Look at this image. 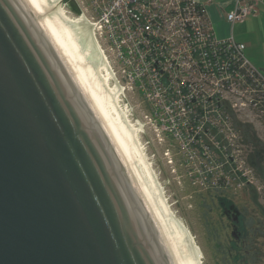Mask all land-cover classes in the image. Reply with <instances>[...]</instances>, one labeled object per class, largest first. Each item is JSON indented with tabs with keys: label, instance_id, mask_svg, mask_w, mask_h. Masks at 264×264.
Wrapping results in <instances>:
<instances>
[{
	"label": "water",
	"instance_id": "1",
	"mask_svg": "<svg viewBox=\"0 0 264 264\" xmlns=\"http://www.w3.org/2000/svg\"><path fill=\"white\" fill-rule=\"evenodd\" d=\"M0 264H175L104 118L27 0H0Z\"/></svg>",
	"mask_w": 264,
	"mask_h": 264
},
{
	"label": "built area",
	"instance_id": "2",
	"mask_svg": "<svg viewBox=\"0 0 264 264\" xmlns=\"http://www.w3.org/2000/svg\"><path fill=\"white\" fill-rule=\"evenodd\" d=\"M261 1L234 0L227 22L255 16ZM89 3L90 16H79L101 43L111 79L117 73L110 59L122 65L125 89L137 90L145 102L138 106L149 109L146 122L170 142L165 152H177L182 166L197 159L200 170L206 155L248 152L239 125L264 120V77L246 59L244 45L216 37L204 5L192 0ZM225 173L214 178L222 188L253 185L242 167Z\"/></svg>",
	"mask_w": 264,
	"mask_h": 264
},
{
	"label": "rangeland",
	"instance_id": "3",
	"mask_svg": "<svg viewBox=\"0 0 264 264\" xmlns=\"http://www.w3.org/2000/svg\"><path fill=\"white\" fill-rule=\"evenodd\" d=\"M77 1L79 5L83 3L81 8L74 0H55L59 10L66 17L68 16V19L84 22L96 51L104 59L101 43L97 41L91 26L79 16L80 13L90 16L92 10L89 0ZM192 1L206 7L217 38H226L231 31L235 37L241 33L252 38L255 34L252 39L255 42L253 58L255 60H259V56L264 58V28L250 26L251 17L245 19V24L237 22L232 26L227 22L225 17L231 11L232 0ZM102 43L103 47L107 45L106 42ZM110 60L116 67L117 75L108 82L109 86L112 89L115 87L119 89L117 104L124 113V117H127V123L130 129L134 130L137 138L136 144L145 161L150 165L158 186L160 200L163 201L168 212L171 225L186 233L187 242L196 253V264H264V163L262 171L256 172L250 166L248 159L246 160V152H240L241 155H237L236 152H213L215 154L213 157L209 158L208 155L203 157L201 164L204 169L202 167V170L199 169L201 166L196 162L197 159L188 163V166H182L179 156L176 155L177 152H165L167 148L171 149L170 142L161 139L146 122L145 115L149 109L138 106L145 103L139 98V92L125 89L126 79L119 71L122 65ZM254 67L264 73V63L261 66L255 64ZM101 74L105 75L103 71ZM122 88L125 89L126 97L119 95L122 93ZM250 124L264 142V120L254 119ZM233 166H237V169L242 167L253 185L245 188H238L235 185L222 188L217 181H214L218 173L222 174L223 171L226 176L225 171ZM222 205L234 207L244 220L245 230L242 229L241 240L244 236L246 239L244 244H239L243 247L242 250H230L228 246V240L233 238L236 228L232 230L231 222L222 218Z\"/></svg>",
	"mask_w": 264,
	"mask_h": 264
},
{
	"label": "bare ground",
	"instance_id": "4",
	"mask_svg": "<svg viewBox=\"0 0 264 264\" xmlns=\"http://www.w3.org/2000/svg\"><path fill=\"white\" fill-rule=\"evenodd\" d=\"M27 1L104 118L134 174L175 264H196V253L189 246L186 233L180 229L178 232L171 225L150 165L136 144L138 141L134 130L127 123V117H124L117 104L119 91L110 88L108 82L111 76L107 63L96 51L84 22L68 19L59 10L55 0ZM102 71L105 75L101 74Z\"/></svg>",
	"mask_w": 264,
	"mask_h": 264
},
{
	"label": "trees",
	"instance_id": "5",
	"mask_svg": "<svg viewBox=\"0 0 264 264\" xmlns=\"http://www.w3.org/2000/svg\"><path fill=\"white\" fill-rule=\"evenodd\" d=\"M197 4L202 5L199 3ZM260 74L264 77V73L260 72ZM239 126L242 130L244 142L248 145L246 160L248 159L250 166L254 168L256 172L262 171V165L264 163V142L258 137L251 124H240Z\"/></svg>",
	"mask_w": 264,
	"mask_h": 264
},
{
	"label": "crops",
	"instance_id": "6",
	"mask_svg": "<svg viewBox=\"0 0 264 264\" xmlns=\"http://www.w3.org/2000/svg\"><path fill=\"white\" fill-rule=\"evenodd\" d=\"M233 6H234V0H232V8H231V10H233ZM256 11H257V13H256L255 16L251 17V23L249 25L250 26H254V27L255 26H259L261 28H264V0H262L261 3L258 4V6L256 8ZM248 19H250V18H248ZM242 23L245 24V20H243ZM234 24H231V25L233 26ZM254 36H255V34H254ZM254 36L251 38V37H247L245 34L239 33V35L237 37H235L233 32L231 31V34L228 37L223 38V39L232 38L236 42L244 45L245 46L244 55H245L246 59L249 61V63L254 67L255 64L261 66V64L264 63V58H262L261 56H259V60H255L253 58V50L255 49V47H254L255 46V42L252 39L254 38ZM261 52H263V51H261Z\"/></svg>",
	"mask_w": 264,
	"mask_h": 264
},
{
	"label": "flooded vegetation",
	"instance_id": "7",
	"mask_svg": "<svg viewBox=\"0 0 264 264\" xmlns=\"http://www.w3.org/2000/svg\"><path fill=\"white\" fill-rule=\"evenodd\" d=\"M222 209V218H225L228 222L230 223V228L233 230L234 228H236L235 233L233 235V238L231 237V239H234L233 241L230 239L228 240V246L230 248V250H236V249H240L242 250L243 247L239 246V244H244L246 237L244 236L243 240H241V236H242V229L245 230L244 228V220L243 218H241V216L239 215V213L237 212V210L234 207H225L224 205L221 206ZM241 229V230H240ZM243 241V242H242ZM239 246V247H238Z\"/></svg>",
	"mask_w": 264,
	"mask_h": 264
}]
</instances>
